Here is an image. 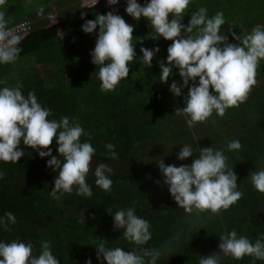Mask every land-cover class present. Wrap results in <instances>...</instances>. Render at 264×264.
I'll list each match as a JSON object with an SVG mask.
<instances>
[{
    "label": "trees",
    "instance_id": "trees-1",
    "mask_svg": "<svg viewBox=\"0 0 264 264\" xmlns=\"http://www.w3.org/2000/svg\"><path fill=\"white\" fill-rule=\"evenodd\" d=\"M15 2L6 0V6L14 11L9 14H17L19 18ZM17 2L27 4L26 0ZM240 7L237 14H245V19L241 26L232 22L224 28L226 33L230 27L242 36L258 23H264V0H247ZM104 12L103 5L86 7L60 27L41 32L32 31L29 18L14 23L27 20L31 27L21 41L18 59L31 56L46 40L53 43L55 58L40 61L30 69L18 68L16 63L0 65V80L6 82L0 86L22 83L25 95L35 90L39 102L52 110L50 119L67 115L79 122L89 134L81 139L90 140L96 148L93 172L100 162L114 169L112 190L105 192L97 187L90 172L87 178L93 187L90 199L77 195L75 190L59 199L52 198L50 191L56 172L46 163L51 157L41 158L38 152L21 144L25 155L18 163L0 161V171L4 172L0 179V216L11 211L17 218V223L10 226L11 231L0 229V240L31 241L37 255L42 242L49 241L60 264H86L89 258L92 264H100L95 246L102 240L109 247H122L126 251L135 247L123 237V230L114 229L112 217L117 210L134 205L137 215L151 224L152 239L145 247L169 248L158 264H199L201 256L219 251L220 235L232 230L254 242L264 233V193L254 188L250 177L252 171L264 167V60L257 68V82L244 102L229 108L223 116L214 112L207 121L188 127L186 117L175 113L184 106L183 97H175L169 91L173 80L182 83L178 70H173L175 74L167 84L159 80L157 61L162 51L154 57L151 68L134 61L129 77L114 91L101 90L99 67L96 69L91 56L81 63V53L76 46L71 47L68 32ZM60 35L65 36L61 39ZM229 41L235 42L231 35ZM88 45L83 50L85 55H90L95 47ZM145 46L143 39L135 48ZM137 56L142 53L139 51ZM162 60H166L165 55ZM184 93L187 94V89ZM233 139H239L242 145L239 151L227 150V143ZM108 143L115 146L118 159L108 154L105 147ZM185 143L193 145L196 155L199 147L224 150L228 164L238 176V190L244 193L229 209H221L219 214L207 210L186 213L167 186H163L156 161L163 157L166 165L191 164L192 158L177 159L179 145ZM49 147L54 156L61 158L55 140ZM221 264H264V260L250 256L236 260L221 255Z\"/></svg>",
    "mask_w": 264,
    "mask_h": 264
},
{
    "label": "clouds",
    "instance_id": "clouds-1",
    "mask_svg": "<svg viewBox=\"0 0 264 264\" xmlns=\"http://www.w3.org/2000/svg\"><path fill=\"white\" fill-rule=\"evenodd\" d=\"M85 1L83 8H89ZM98 2L94 0L92 6ZM119 2L107 0L112 6ZM192 2L144 0L141 4L138 0H125V12L129 16L136 21L146 19L149 22L152 40L163 38L171 41L166 60L157 61L159 80L167 84L175 74L173 70H178L182 83L173 80L169 91L175 97H183L184 106L177 108L175 113L186 117L188 127L207 121L214 112L223 116L226 110L244 102L257 82V68L264 60V23H258L242 36L230 27L226 33L222 29L226 24L223 12L209 17L207 7L201 6L191 12L188 23L184 24L186 10ZM5 4L6 0H0V8ZM44 14V7L38 8V15ZM8 25L5 13L0 11V65L15 63L22 51L20 44L23 37ZM81 29L85 34L96 35L90 56L96 69L99 67L97 76L102 91H114L122 80L128 78L134 61L151 68L154 57L160 53L159 46L141 47L142 56H137L136 44H133L134 26L126 23L117 11L86 20ZM229 35L235 42L229 41ZM135 38L143 43L140 37ZM5 84L0 80V85ZM52 116V110L39 102L35 90L25 95L22 83L0 86V161L18 163L25 155L21 144L28 146L41 158L51 157L46 163L56 172L54 187L50 191L52 198L59 199L61 195L75 190L77 195L90 199L93 187L87 178L93 172L96 148L90 140L81 139L89 134L79 122L67 115L50 119ZM54 140L61 158L54 156L53 149L49 147ZM179 146L177 159L185 161L192 158L191 164L166 165L163 157L156 163L163 177V186H167L172 198L186 213L207 210L219 214L221 209H229L243 197L244 193L238 190V176L233 171L234 167L228 164L224 150L213 146L199 147V154L196 155L192 144ZM105 147L112 159H118L113 144L108 143ZM241 148L239 139L227 143L229 151ZM93 174L97 187L105 192L112 190L114 169L109 164L97 163ZM3 176L4 172L0 171V179ZM250 177L254 188L264 193V167L252 171ZM112 217L114 229L123 230V237L135 247L126 251L122 247H109L102 240L95 246L100 264H158L159 259L169 251L166 246L145 247L152 239L151 224L137 215L134 205L117 210ZM16 223L17 218L11 211L0 216V229L11 231L10 226ZM40 248L37 255L31 241L0 240V264H60L49 241L42 242ZM221 255L236 260L245 256L264 260V233L259 234L254 242L236 230L220 235L219 251L201 256L199 264H221ZM86 264H92L91 258Z\"/></svg>",
    "mask_w": 264,
    "mask_h": 264
},
{
    "label": "crops",
    "instance_id": "crops-1",
    "mask_svg": "<svg viewBox=\"0 0 264 264\" xmlns=\"http://www.w3.org/2000/svg\"><path fill=\"white\" fill-rule=\"evenodd\" d=\"M84 1L85 0H26V7L22 2L18 4L16 0L15 10L17 12L19 11V18H17V14H9L12 8L9 11L6 4L2 8H0V11H3L5 13L6 19H8L9 21V25H12L24 18H29L32 23V31L41 32L54 27H60L64 23H67L77 13H79V11L83 9ZM138 2L143 4L144 0H138ZM246 2L247 0H193L192 4L186 10V15L184 16L183 23H188L191 12L197 11L201 6H204L208 9L209 17L214 16L217 12H223L226 24L222 26V29L226 28L228 25H231L232 22L234 25L241 26L242 19H245V14H237V12L240 10V6ZM23 6L24 9H22ZM40 7H44L45 9V14L43 16L38 15V8ZM24 10L26 11V13L24 12ZM169 18L171 19V15ZM125 21L126 23L134 26L133 44H141L140 42H138V38H135L140 37L142 41L143 39H145L147 48L159 46L160 51H162L161 55H165V57H167V46L171 44V41H166L163 38L159 40H152V29L150 28L149 22L146 19L136 21L127 13H125ZM98 31L99 29H97V33ZM68 33L71 36V39H69V41L71 42V47L76 46L78 48V52L81 53V63H83L86 58L88 59L90 57L89 54H84V47L88 44V46H95L96 35L85 34L82 31L81 26H79L78 28H72V30H70ZM60 36L62 37L61 39H63L65 35ZM65 48L66 47L62 48L64 52L66 51ZM53 51V43L51 42V40H46L41 44L40 49L31 53V56L18 59L15 61V63L17 64V67L21 69H30L32 67L34 68L38 66L40 61L44 63L49 60H53L55 58L52 53ZM139 51L140 50L136 48L137 54H139ZM162 56H158L159 60H162Z\"/></svg>",
    "mask_w": 264,
    "mask_h": 264
},
{
    "label": "built area",
    "instance_id": "built-area-1",
    "mask_svg": "<svg viewBox=\"0 0 264 264\" xmlns=\"http://www.w3.org/2000/svg\"><path fill=\"white\" fill-rule=\"evenodd\" d=\"M93 3H94V0L85 1V4L89 7H94L99 4H102L105 9L104 14H107L109 11H117L124 18V13H125V8H126L125 0H120L119 4L115 6L109 5L107 3V0H99V2L96 5L92 6ZM9 27L12 28L14 31H16L22 37L28 34L31 29L30 23L27 20L21 21Z\"/></svg>",
    "mask_w": 264,
    "mask_h": 264
}]
</instances>
